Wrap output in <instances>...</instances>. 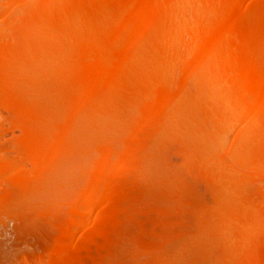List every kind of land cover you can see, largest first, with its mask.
Masks as SVG:
<instances>
[{
  "label": "bare ground",
  "instance_id": "obj_1",
  "mask_svg": "<svg viewBox=\"0 0 264 264\" xmlns=\"http://www.w3.org/2000/svg\"><path fill=\"white\" fill-rule=\"evenodd\" d=\"M5 1L23 10L19 19L11 10L0 30V106L21 131L16 150L32 166L23 170L0 159L6 185L0 214L18 204L20 192L39 188L57 155L75 147L78 162H91L89 176L74 201L67 196L73 208L66 237L51 247L49 264H257L264 252L252 241L264 236V0ZM86 16L96 21L94 43L69 56L63 36L69 37L72 20ZM57 40L52 92L42 112L26 109L14 79L29 89L35 52L48 51ZM136 43L144 47L136 49ZM41 61L37 67L49 65ZM88 113L98 117L85 122L80 135L63 125L67 115L78 121ZM238 118L245 124L231 148L212 155L184 147L203 146ZM157 136L183 142V159L211 193V203L194 211L191 201L183 204L180 216L194 212V237L186 219L175 222L160 209L136 215L147 188L137 169ZM130 221L144 227L151 222L153 240L122 241L118 232ZM173 223L176 230L168 236Z\"/></svg>",
  "mask_w": 264,
  "mask_h": 264
},
{
  "label": "rangeland",
  "instance_id": "obj_2",
  "mask_svg": "<svg viewBox=\"0 0 264 264\" xmlns=\"http://www.w3.org/2000/svg\"><path fill=\"white\" fill-rule=\"evenodd\" d=\"M39 1L41 2L43 0H24L23 2L27 3L26 4L27 6L28 3L30 5L34 3L38 4L40 3ZM20 5L19 3L17 4L15 3L12 7V4H9L5 0H0V30L4 28L6 24L5 22L7 21L6 19L9 20V16H11L12 13L11 10H13V14H14L12 17L16 19H19V17L21 18L20 12L21 9L23 10V8H21L23 5L21 7ZM7 8L10 9V10L8 9V12H6ZM4 13L6 16L3 15ZM85 18H86V22H85ZM85 18L82 17L80 18V21H78L79 23L83 22V24L81 23V25L78 24L76 19L72 20L70 22L72 31L71 29H68L66 33V35H69V37L63 36V42L66 41V44H68L67 46L70 45L72 50L74 49L72 51L71 48L69 49L68 47H66L67 51L69 49L68 52L69 56H72L74 54V51H76V49L79 46H87L89 44L94 43L93 38L95 35V26H92V24L94 25L96 21L90 16H86ZM76 25L78 27H75ZM92 27L94 29H92ZM75 28H79V29H75ZM182 29L183 28L181 27L180 30ZM89 30L90 32H88ZM86 31L87 34H85ZM71 34L72 35L77 34V35L72 36ZM89 34H91V37L89 36ZM81 37L88 38L87 39L88 42L85 41L86 39H82ZM64 38H66V40ZM70 41L72 43H69ZM58 42L60 43L59 40L55 41L54 45L52 44L54 42L50 43L48 47L50 48L52 46L50 48L51 51L50 49H48V51L47 49L45 50L46 53L50 51L48 54H46L45 51H43L44 53L42 51L35 52L36 56L34 58V64L32 66L34 72H36L33 74L34 76L32 75L33 85H34V86L32 85L33 87L28 86L29 89H27L26 86L23 88V85H21L22 84L21 79L19 78L17 79L16 77L14 79L16 80L17 86L20 88V90L18 91L21 94L18 93V97L21 101V104L26 109L34 108V109H39L38 111L42 112L43 105L44 103H46V99L50 96V92H52L50 89L51 84L49 83L51 81L50 76H52L54 63H52L53 61L51 60L55 59L54 55H56L59 49L57 47ZM76 43L78 44V46L75 45ZM72 45H75L76 47L75 46L73 47ZM143 47L144 46L141 43H136L135 45V48L139 50H141ZM37 56L38 59L36 58ZM46 60L48 62L47 64H49L47 67H45L44 69L37 67L38 66L37 62L41 61L46 63ZM49 73L51 74L49 75ZM47 77L48 79H46ZM172 79H170V81L174 83L176 79L175 78L173 80ZM88 114L89 115H83L84 117L81 116L80 118H78V121L77 119L74 121L73 119L69 120L70 118L68 117L70 116L67 115L66 120H64L63 122V125L65 127L68 125V128L71 127L72 129H75L76 127V129L79 131H77L76 129L75 130L80 135V133L83 131L82 129H84L85 122H88L90 119L96 118L97 116V114H93V115H90V113ZM238 119L239 120L235 122L236 124L234 123V126L229 125L227 129H222L219 132H216L213 135H211L209 140H207L206 143L204 142L203 146L202 144L198 146V143L189 142L191 147L189 146V143L188 144L184 143V147L192 150L198 148H204L202 152L211 153L212 155H215V152L218 151L219 149L221 150V147L222 150L231 148L233 146L232 144H234L233 142H235V139L238 135L237 133L241 131L242 127L244 126L243 124H245L244 118L242 120L240 118ZM20 134L21 131L19 130V128L12 127L11 123L9 122L8 110L0 106V159L2 158L9 159L10 161H13L17 165H19V167L22 166L21 169L25 170L32 166L31 165L32 161L25 156H21L16 150V142L18 141ZM163 134L160 135L162 136ZM167 138L166 139L168 141H165L166 140L165 137H163L164 140L161 137L156 138L154 143L152 142L149 146H147L146 148L147 150L144 149V151H142L143 162L141 167L137 169L138 171L137 173H140L142 177L144 176V181L145 184H147V188L145 192L146 194L142 195L144 198L141 197L140 198L141 200H139L138 205L139 204L140 205L138 208L139 210L137 211L138 213L136 212V215L138 218H142L144 217V214L146 212L152 211V209H160L161 211L164 212L165 215L171 216L172 214L171 217H173L175 222L176 221L180 222L181 219L183 220L186 219L189 223L188 224L189 232L191 233V236L194 237L196 236L195 234L196 230L198 231L195 224V216L193 214L194 212L190 211V215L188 217L180 216L182 209L185 207V206L183 207V204L184 205L187 204L188 203L187 200H189V202L191 201L190 202L191 204L190 203L188 204H190L189 206L190 209L194 211L195 205L202 204L206 206L210 204L211 203L210 201H212V196H210L211 193H209V190L204 185V183L200 181L198 177H196L195 172H193V169L190 168L191 166L193 167V164H191L190 161L186 162L185 161L186 159L185 160L183 159V155L181 152L183 142L181 143L178 140L181 143L180 145L176 139L174 138L171 139V137H167ZM174 140L177 143H175ZM191 144H193V146ZM187 145L189 148L187 147ZM184 147L182 149H184ZM77 154H78V149L73 147L71 148V150L69 149L68 151H63L59 155H57L54 164L48 169L49 178L46 177L44 183L41 182L40 187L37 189L34 188L35 190L33 189L26 193H24V191L20 192L19 195L23 197L19 198L20 201H17L18 204L17 205L15 204L16 206L14 205L13 208L6 210L4 211V213L2 212L0 214V264H31V263L33 264L37 262L42 264H49L50 261L49 258L52 257L53 255L50 250H52L54 245L56 244L58 245L61 238L66 237V227L68 225V221H69L68 219L71 217L70 212H72L71 210L73 208L72 207L73 203L72 206L70 203L74 201V198L76 199L77 196L75 195H79L81 193L80 191L83 189L85 182L87 183L88 180L87 177L89 175L87 172H89L88 170L89 167L87 168V164L90 161L86 159L88 161L85 162L84 160L83 163V160L80 159V162H78ZM191 176L193 179L194 178L195 179L194 180L191 179L190 178ZM73 177L75 180L73 179ZM3 186L6 187L5 183L0 181V188H1L0 192L2 191V189H5L3 188ZM67 196L69 197L68 201H71L69 203L70 204L69 207L67 203V198H68ZM71 198H73V200ZM195 199L196 201L198 200L197 203ZM192 202L194 204H192ZM92 215L93 216L96 215V211L92 212ZM100 221H101L100 224L102 226L103 225L106 226L108 224L106 221L105 222L102 220ZM126 224L122 227V229L119 230L120 233L118 232V234L120 235V236L118 235L119 238L121 239L122 237L123 239V240L121 239L122 241H127L130 238L137 240L138 239L137 236H142V238H144L146 241L153 240L154 237L150 233L151 222H148L145 225V227L135 224L132 221L127 222ZM175 230H176V224L173 223L168 226L166 230V234L169 236ZM134 236H136V238ZM257 236H259V238L253 240L255 237L252 236L253 239L250 238L249 241H251L252 239V241L255 242L258 241L259 242L258 245H264V236L256 235V237ZM145 240L143 241L145 242ZM188 245H191V242H189ZM83 255H85V258L89 256L87 255V253H83ZM256 257H257L256 258L257 264H264V252L257 254ZM143 261L145 262V258Z\"/></svg>",
  "mask_w": 264,
  "mask_h": 264
}]
</instances>
